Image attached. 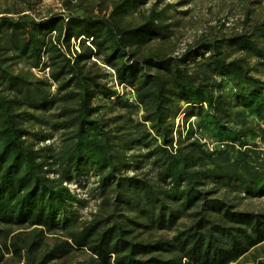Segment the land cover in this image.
<instances>
[{
	"label": "trees",
	"instance_id": "obj_1",
	"mask_svg": "<svg viewBox=\"0 0 264 264\" xmlns=\"http://www.w3.org/2000/svg\"><path fill=\"white\" fill-rule=\"evenodd\" d=\"M147 1L110 0L104 13L100 2L83 0L63 1L66 13L37 17L33 3L0 13V264L5 254L54 263L74 250L89 255L75 264H231L264 244V211L237 210L206 185L264 195V159L249 143L264 127L258 133L246 120L264 126V76L225 52L264 58L253 38H264V24L172 55L163 47L171 32L165 9L140 12ZM134 12L136 22L126 18ZM105 67L120 91L107 83ZM95 100L131 102L141 119L118 130ZM45 124L60 132L57 144H44L54 137ZM204 138L225 149L208 152ZM204 159L211 165L198 167ZM143 160L154 182L126 173ZM89 175L112 207L111 221L74 227L82 201L67 184ZM59 230L62 238L46 246L47 234ZM138 230L172 234L148 240Z\"/></svg>",
	"mask_w": 264,
	"mask_h": 264
},
{
	"label": "rangeland",
	"instance_id": "obj_2",
	"mask_svg": "<svg viewBox=\"0 0 264 264\" xmlns=\"http://www.w3.org/2000/svg\"><path fill=\"white\" fill-rule=\"evenodd\" d=\"M63 1L70 0H0V13L5 10H17L23 9L33 3L31 13L35 16H42L50 12H63L66 11L63 8ZM74 2L75 0H71ZM83 4H91L94 2H100V6L103 8V13L108 12L110 9V0H83ZM152 4H156L158 8H164L167 14L166 23L170 24L169 39L163 44L165 49L172 55L181 53L188 45L199 42L202 39H220L223 36H230L237 33H254L253 28L256 24H264V0H148L145 5L139 8L140 12H146ZM96 9V8H95ZM78 11L77 13H80ZM94 13H97L95 10ZM127 19L136 22L139 20L138 12H134L128 16ZM253 38L262 46H264V38H261L257 33H254ZM160 42H152L151 47H159ZM76 45V44H75ZM226 54L229 57H243L247 60L250 67L254 68V73L260 76H264V58H257L252 52L239 50L236 47H229L226 49ZM199 60V58H196ZM108 72L106 78L107 83L114 85L119 91V86H116L112 71L105 67ZM36 75H42V72L33 70ZM53 90V87H51ZM130 101V98H129ZM95 103L101 105L99 115L104 116L112 127L123 129L127 131L132 125L141 119L142 110L140 107L133 106L131 102H128V106H121L118 103H114L113 100L100 101L95 100ZM246 120L250 125L254 126V129L261 133L260 129L264 126L257 127V121L251 120V117H246ZM193 121L191 117L187 122ZM182 115H179L174 120V127L176 130L182 126ZM259 126V125H258ZM39 128L36 126L35 129ZM43 131H51L48 125H42ZM53 133V139L44 142L58 143L60 139L59 131H51ZM249 143L254 145L257 152L256 159H264V136H256L249 139ZM203 147L208 152H219L225 149L223 145L215 143L210 139L204 138L201 140ZM216 152L212 155L213 158L218 155ZM134 155H139L142 150L134 148L130 151ZM135 158L134 160H137ZM200 165L208 164V160H203L198 163ZM130 168L126 173L131 175L136 173L139 177L148 178L152 182L155 181V169L147 160L140 162L138 168ZM68 187L75 193L76 197L82 201L81 204L75 206L77 212V222L74 227H79L83 221H88L92 218H98L101 223L105 225L111 221L109 215L112 212V207L101 202L102 196L99 191L95 190L97 185L96 177L89 175L87 178H80L75 182L67 184ZM207 187L213 189L214 194L223 196L232 204L237 210H249V211H264V195L262 196H248L234 189L232 185L223 186L219 183H206ZM119 212V211H118ZM128 213V212H123ZM119 217V216H118ZM120 218V217H119ZM121 219V218H120ZM1 227V226H0ZM28 230V229H27ZM138 238L154 239L159 236L168 237L172 232L164 230H153L150 232H144L138 230L135 232ZM64 235L63 231H57L54 234H47L45 242L46 246H50L56 239H61ZM88 253L81 250H74L64 259L55 261L64 264H75L78 261H82L88 258ZM4 257H8L6 264H22L16 262L14 258H9L8 254ZM54 262V263H55ZM50 262L48 264H54ZM231 264H264V244L251 250L243 257Z\"/></svg>",
	"mask_w": 264,
	"mask_h": 264
},
{
	"label": "built area",
	"instance_id": "obj_3",
	"mask_svg": "<svg viewBox=\"0 0 264 264\" xmlns=\"http://www.w3.org/2000/svg\"><path fill=\"white\" fill-rule=\"evenodd\" d=\"M68 186V185H67Z\"/></svg>",
	"mask_w": 264,
	"mask_h": 264
}]
</instances>
